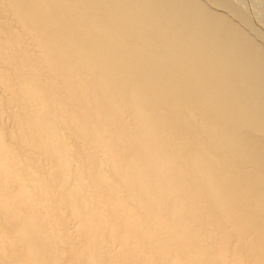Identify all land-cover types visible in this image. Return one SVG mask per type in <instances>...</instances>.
<instances>
[{
  "label": "bare ground",
  "instance_id": "bare-ground-1",
  "mask_svg": "<svg viewBox=\"0 0 264 264\" xmlns=\"http://www.w3.org/2000/svg\"><path fill=\"white\" fill-rule=\"evenodd\" d=\"M0 264H264V0H0Z\"/></svg>",
  "mask_w": 264,
  "mask_h": 264
}]
</instances>
